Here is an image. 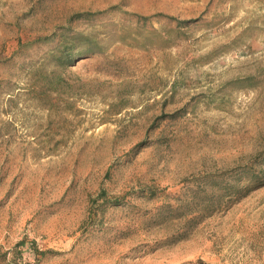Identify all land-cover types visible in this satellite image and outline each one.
Listing matches in <instances>:
<instances>
[{"label":"rangeland","instance_id":"374dc122","mask_svg":"<svg viewBox=\"0 0 264 264\" xmlns=\"http://www.w3.org/2000/svg\"><path fill=\"white\" fill-rule=\"evenodd\" d=\"M199 261L264 264V0H0V264Z\"/></svg>","mask_w":264,"mask_h":264},{"label":"trees","instance_id":"16d2710c","mask_svg":"<svg viewBox=\"0 0 264 264\" xmlns=\"http://www.w3.org/2000/svg\"><path fill=\"white\" fill-rule=\"evenodd\" d=\"M78 15L88 16L89 14L85 12V13H80ZM148 19L150 18L147 16H137V20L143 21L144 23H146ZM153 31L155 32L156 29L153 28ZM38 41L55 42L54 49L51 51L50 54L51 57L56 62L61 64L63 67L70 66L72 62L76 59V57L84 58V57L92 56L95 53L101 52V44L97 40H95L93 37H91L88 34L82 33L80 31H73L69 27L63 28L59 33L53 32L50 33L49 35L40 37ZM243 171L246 173V175L249 176V178L254 177V175H251L252 174L251 169L243 168L239 170V173H242ZM223 177L224 174H220V175L207 174L201 180V187L206 197L202 196L201 197L202 199L199 200L201 206L199 208L200 210H198L197 212V215H200V217L210 215L211 213H213L215 205H217V203L220 204L223 198L229 197L231 195H235L237 198L241 193L243 194L242 188L236 185L226 184L225 182H223L224 181ZM246 189L248 190V188ZM144 195L153 197L155 195V192L152 189H150L149 192ZM192 199L194 198L192 197ZM104 203L106 204V206H112V205L121 204V201L115 198L112 200H105ZM189 205L190 204H186L185 207L188 208ZM189 213L191 212H188L181 218L189 217ZM23 243L24 242H20L18 244L23 245ZM31 245H33V243H31ZM37 253H39L40 255H44L45 251H38ZM194 264H203V262L199 261Z\"/></svg>","mask_w":264,"mask_h":264}]
</instances>
